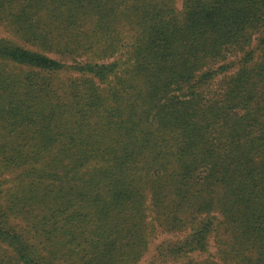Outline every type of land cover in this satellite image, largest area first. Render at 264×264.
<instances>
[{"label":"trees","instance_id":"obj_1","mask_svg":"<svg viewBox=\"0 0 264 264\" xmlns=\"http://www.w3.org/2000/svg\"><path fill=\"white\" fill-rule=\"evenodd\" d=\"M178 1L0 0V264H264V0Z\"/></svg>","mask_w":264,"mask_h":264},{"label":"rangeland","instance_id":"obj_2","mask_svg":"<svg viewBox=\"0 0 264 264\" xmlns=\"http://www.w3.org/2000/svg\"><path fill=\"white\" fill-rule=\"evenodd\" d=\"M178 7L182 8V0L178 1ZM0 36L1 37H6V38H11L14 40L13 36L9 34L8 32L4 31L2 28H0ZM221 77H217L215 80V83L217 84L220 81ZM166 238H168L166 235H159L158 237L153 239V242L150 245V249L146 257L139 263V264H154L153 257L156 255V249L158 245L164 241ZM156 264V263H155Z\"/></svg>","mask_w":264,"mask_h":264}]
</instances>
